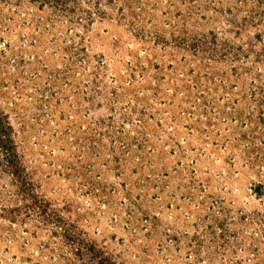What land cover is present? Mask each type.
I'll return each mask as SVG.
<instances>
[{"label": "rangeland", "instance_id": "obj_1", "mask_svg": "<svg viewBox=\"0 0 264 264\" xmlns=\"http://www.w3.org/2000/svg\"><path fill=\"white\" fill-rule=\"evenodd\" d=\"M0 122V264H264V0H0Z\"/></svg>", "mask_w": 264, "mask_h": 264}, {"label": "trees", "instance_id": "obj_2", "mask_svg": "<svg viewBox=\"0 0 264 264\" xmlns=\"http://www.w3.org/2000/svg\"><path fill=\"white\" fill-rule=\"evenodd\" d=\"M9 129L11 130L8 124L0 126V150H2V160L5 162V168L8 169L7 171L9 173L13 174L14 176H17L20 172V165L17 162L18 159L15 157L16 153L14 147L12 146V133ZM69 240L72 241V239Z\"/></svg>", "mask_w": 264, "mask_h": 264}]
</instances>
